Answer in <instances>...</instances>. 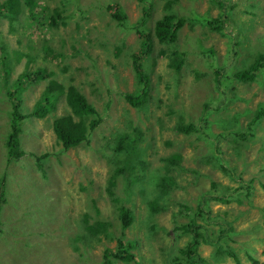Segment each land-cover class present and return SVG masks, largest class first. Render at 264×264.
I'll use <instances>...</instances> for the list:
<instances>
[{
  "label": "rangeland",
  "instance_id": "1",
  "mask_svg": "<svg viewBox=\"0 0 264 264\" xmlns=\"http://www.w3.org/2000/svg\"><path fill=\"white\" fill-rule=\"evenodd\" d=\"M35 1L36 12L51 15L59 9L62 19L56 24L50 19L31 24L27 11L13 20L0 17V180L6 176L0 264H105L104 250L116 252L119 236L136 241L135 258L126 261L112 254L114 264H171L173 252L187 264L182 248L188 236L182 224L198 213L197 198L212 180L222 194L234 195L212 199L207 210L211 219L199 217L212 233L227 230L220 252H215L217 243L212 239L199 244L200 254L213 264H264V116L248 127L264 101V64L255 80L244 82L228 70L230 57L236 70L264 57V0H178L172 10L184 24L169 45L154 33L155 21L166 12L165 0ZM110 4L121 6L126 17L117 18L116 8L108 9ZM144 5L151 7L148 17ZM224 11V29L217 31L207 20ZM140 30L154 41L151 51L142 54L149 84L147 102L141 107L125 98L127 92L139 90L132 56L140 51ZM162 49L183 54L180 70L171 66ZM217 66H225L227 76L219 74ZM10 68L11 82L25 68H44L65 87L76 84L102 117L89 141L69 150L55 143L51 121L68 108L60 98L53 113L25 119L20 136L23 150L52 152L45 160L53 164L40 167L27 153L30 158L7 162L14 103L4 102L2 96L10 90L5 73ZM48 80L40 78L24 87L22 112L33 108ZM203 119L210 121L207 135L201 129ZM189 121L199 129L184 133L175 128L178 122ZM134 127L142 131L141 153L127 151V158L136 156V165L125 178L119 173L124 151H114L110 142ZM214 146L232 175L215 166L214 158L209 161L207 152ZM173 152L181 154L179 165L167 161ZM166 171L174 175L175 184L162 195L152 180L158 178L157 172ZM114 177L113 195L108 185ZM136 178L137 183L131 181ZM116 195L123 202L113 199ZM154 197L156 210L149 203ZM27 202L35 206L32 227L31 221L20 223ZM124 203L135 216L125 228L120 216ZM217 213L224 218L219 223ZM84 216L94 225L109 222L111 234L87 231ZM152 222L157 224L155 230Z\"/></svg>",
  "mask_w": 264,
  "mask_h": 264
},
{
  "label": "trees",
  "instance_id": "2",
  "mask_svg": "<svg viewBox=\"0 0 264 264\" xmlns=\"http://www.w3.org/2000/svg\"><path fill=\"white\" fill-rule=\"evenodd\" d=\"M67 0L64 2L66 3ZM178 0H165V8L166 12L163 14L161 18H158L155 21L154 25V33L157 39L161 43H165L167 45L173 44V41L178 36L177 32L184 24V18L182 16L178 17L172 10L174 3ZM38 6L35 0H4L0 2V17L6 16L9 17L11 20L16 19L20 13L27 11L29 15L33 18V21L30 22L31 24H35L37 22L44 23L45 20L49 21L50 24L60 21L63 17L61 11L56 9L54 13L51 15L49 14H41L42 11L36 12L35 9ZM116 8L115 16L119 19H124L126 14L124 9L119 6L118 4H110L108 5V9ZM144 12L148 17L150 14L151 7L149 5L143 6ZM224 14V15H222ZM227 15L226 11L218 15L217 17H213L207 20V23L217 31H222L224 29L223 22L225 21V16ZM229 15V14H228ZM58 18V19H57ZM29 23V24H30ZM140 35L143 36L140 40V47L139 50L133 53L132 60H133V67L135 69L137 82L139 84V90L134 92H127L125 98L128 101H131L132 104H136L137 106L141 107L146 104L148 95H147V86L149 84V78L147 77V73L144 68V64L142 62V54H147L154 46L153 37L150 36L148 33L144 32V30L139 31ZM167 52L169 58L171 59V66L175 68L177 71L182 68L185 59L183 58V54L180 51L162 49L160 53ZM263 56H259L256 58L249 66L236 70L235 61L232 57H230L231 64L229 65V71L233 72L234 77L242 82L248 80H255L258 76L261 67L263 66ZM144 59V57H143ZM9 69V68H8ZM6 69V79L9 80V73L10 70ZM41 70V71H40ZM44 68H40L39 70H29L25 68L23 72H21L16 79H14L11 83L10 90L8 94L2 96L4 102L8 100V102L12 101L14 103V109L11 113V132L6 139V147L8 152L7 162H14L19 161L20 157H29L27 154L33 156L35 160L39 163L40 167L46 165L53 164L49 160H45L52 152H40L34 153L25 151L21 147V140L20 136L24 127L22 129V123L25 119H28L32 116L36 117H45L49 115L51 112L57 108L58 101L60 98H64L67 100L68 107L67 112L63 115H56L53 118V130L56 134V138L59 142H62L63 148H68L71 145H74L80 141L88 140L89 134L94 130L95 127L101 122L102 117L100 112L91 102L88 101L86 96L81 92L80 88L76 84L67 85L66 87L64 84L58 82L56 79L49 77V74L46 72L44 73ZM217 72L222 74V76L228 72L225 66H217ZM227 76V75H226ZM40 78H48L47 85L45 88L41 90L40 96L36 100L33 108L29 112H22L21 110V103L22 97L21 93L24 90V87L28 84L36 82ZM217 79V77H216ZM218 81V79H217ZM219 82V81H218ZM220 83V82H219ZM66 104V105H67ZM209 106V104H208ZM264 116V101L259 103L257 107V111L254 115V119H252L248 125V127H253L255 122ZM203 123L201 125V129L206 133L209 128V119H203ZM207 124V127L204 126ZM180 132L189 133L191 131L198 130L199 127L195 125L193 121L189 122H178L175 125ZM18 134L19 137H18ZM253 134V133H251ZM142 131L138 127H134L131 131H125L124 133L119 135V138L111 143V147L114 148V151L118 152L124 151V166L119 167V173H124V177L126 178L125 173L130 171L133 172L134 167L136 165V156H132L130 158L126 157L127 151H131L132 153L136 151L134 154L140 155L141 148H140V141ZM27 153V154H26ZM209 155V161L211 158L215 160V166L220 168L223 172L232 175V171L228 164L224 161V159L220 155V149L217 146L211 147V149L207 152ZM139 157V156H138ZM30 158V157H29ZM45 160V161H44ZM119 160V157L116 158ZM168 162L172 161L174 164H180L181 162V154L177 152H173L170 157L167 159ZM158 178L156 181L152 180L153 183L156 182L157 187L162 190V195L167 194L170 192L171 185L175 184L174 175L169 174V171L165 173L157 172ZM44 176V175H43ZM117 177V174H115ZM115 177L110 180V184L108 185V190L110 193L114 195V187H115ZM5 174L2 176L0 180V225L2 224V203L5 200L4 194L5 193ZM132 182L137 183L138 178L135 180H131ZM251 186V185H250ZM240 189V187H238ZM249 188V186H248ZM239 189L235 188L236 191ZM218 192V193H217ZM223 192L220 191L218 188V183L215 180L211 181L210 188L204 191L198 198H197V209L198 213L193 214L189 220L182 224V231L184 234L188 236V240L186 241L185 246L182 248V252L185 255L184 258L187 264H213L210 258H206L200 254V243L206 240L207 242H211L212 239H215L217 246L215 247V252H220V246L222 243V239L225 236L224 234L227 232L226 229L220 228L219 232H211L210 228L204 223L201 224L199 222V217L204 219L205 221L211 219L210 215H207V210H210L209 202L212 199L215 200H227V197H232L234 193L229 194H222ZM237 198V197H236ZM115 200H119L123 202V198L119 195L113 197ZM125 199V197H124ZM230 200V199H229ZM149 203L152 205L154 210L158 209V198L154 197L149 200ZM187 208L189 206L185 205ZM34 205L27 202L25 208H27L26 212H23L21 216H24L20 223L27 224L28 221H31V227L35 224V219L32 218L33 214L35 213ZM40 210L42 208L40 205L38 206ZM46 211V209H45ZM30 214V220L27 219ZM203 215V216H201ZM207 215V216H206ZM120 216L122 218V223L124 224V228L129 226L134 220L135 216L131 208H129L125 203L120 206ZM206 216V217H205ZM216 221L219 223L224 220L222 214L217 213L215 215ZM84 221L87 222L85 224V229L87 231H91L92 234L98 235L100 231L105 230L106 235H110L111 233L107 231L109 229L110 223L107 221H98L96 225L88 223L89 219L84 216ZM150 227L154 230L157 227V224L152 222ZM217 233V234H214ZM216 237V238H214ZM118 238V249L116 252H113L112 248L106 247L104 250V263L105 264H114V259L111 257L112 254L118 256V258H122L126 261H131L135 258L133 249L136 246V241L134 239H128L124 236V240L121 236ZM98 239L101 240V236H98ZM227 254L232 255L234 258H238L236 253L233 251H228ZM171 264H185V261L182 259V255L178 252H173L171 254ZM183 261V262H182Z\"/></svg>",
  "mask_w": 264,
  "mask_h": 264
},
{
  "label": "clouds",
  "instance_id": "3",
  "mask_svg": "<svg viewBox=\"0 0 264 264\" xmlns=\"http://www.w3.org/2000/svg\"><path fill=\"white\" fill-rule=\"evenodd\" d=\"M66 101H67V100H66ZM67 106H68V104H67ZM68 107H69V106H68ZM69 108H70V107H69ZM61 115H63V114H61ZM55 116H56V115H55ZM55 116H54V117H55ZM52 123H53V119H52V121H51V128H52V130H53V125H52ZM53 132H54V130H53ZM90 138H91V137L89 136V139H90ZM54 139H55V143H58V144H60L61 146L63 145L62 142H59V141L57 140L55 132H54ZM89 139H88V140L80 141V142H78V143H76V144H74V145H71V146L68 147V148H63V149H64V150H69V149H72V148L78 147V146H80L81 144L88 142ZM63 146H64V145H63ZM63 146H62V147H63Z\"/></svg>",
  "mask_w": 264,
  "mask_h": 264
}]
</instances>
